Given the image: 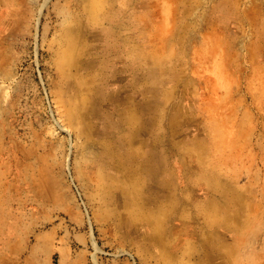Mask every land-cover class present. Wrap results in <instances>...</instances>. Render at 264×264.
<instances>
[{
	"label": "rangeland",
	"instance_id": "obj_1",
	"mask_svg": "<svg viewBox=\"0 0 264 264\" xmlns=\"http://www.w3.org/2000/svg\"><path fill=\"white\" fill-rule=\"evenodd\" d=\"M0 264H264V0H0Z\"/></svg>",
	"mask_w": 264,
	"mask_h": 264
},
{
	"label": "bare ground",
	"instance_id": "obj_2",
	"mask_svg": "<svg viewBox=\"0 0 264 264\" xmlns=\"http://www.w3.org/2000/svg\"><path fill=\"white\" fill-rule=\"evenodd\" d=\"M134 182H132L133 184H132V192L133 193H136L137 192V182L135 181V180H133Z\"/></svg>",
	"mask_w": 264,
	"mask_h": 264
}]
</instances>
